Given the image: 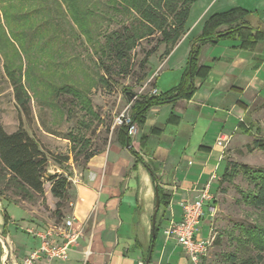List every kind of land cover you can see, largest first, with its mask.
Masks as SVG:
<instances>
[{
	"label": "rangeland",
	"instance_id": "374dc122",
	"mask_svg": "<svg viewBox=\"0 0 264 264\" xmlns=\"http://www.w3.org/2000/svg\"><path fill=\"white\" fill-rule=\"evenodd\" d=\"M68 1L0 0V127L8 133L20 125L31 131L50 157L43 178L44 194L30 200H24L16 182L0 170V202L8 228L18 242L29 239L23 229L31 219L43 225L69 217L74 180L77 183L83 179L86 158L101 153L115 139L114 123L119 116H130L131 104L123 89L130 87L134 94L148 95L156 79L158 89L168 92L175 77L168 67L180 63L191 49L190 39L182 42L171 62L158 69L166 56L165 45H160L149 63L143 64L146 52L158 46L157 36L141 41L128 61L119 60L112 50L111 37L123 33L135 17L115 13L110 0ZM213 17H245L254 28L264 30V0H197L189 9L186 27L195 35ZM232 46H240V42L222 39L209 54L218 59ZM238 48L246 52L245 57L252 59L258 53L259 64L264 61V42L252 49ZM221 70L219 66L216 72ZM245 76H255L263 84L252 87L255 95L250 91L242 96L244 105L237 108L245 112V122L236 118V112L227 128L230 134L238 127L225 150V160L237 168L231 172V181L217 184L213 244L200 264H242L247 260L264 264V208L256 209L246 199L260 185V176L264 177V150L253 147L256 140L264 143V65L258 73L250 68ZM14 82L30 100V115L16 103ZM234 98H238L236 92L230 100ZM224 166L226 162L220 176ZM61 174L69 177L70 188L68 199L57 213L51 182L53 176ZM210 219L206 216L199 227L203 239L210 237ZM249 229L262 233V246L248 240ZM164 230L161 239L166 238ZM258 255H262V261Z\"/></svg>",
	"mask_w": 264,
	"mask_h": 264
},
{
	"label": "crops",
	"instance_id": "0c3cea01",
	"mask_svg": "<svg viewBox=\"0 0 264 264\" xmlns=\"http://www.w3.org/2000/svg\"><path fill=\"white\" fill-rule=\"evenodd\" d=\"M203 28L195 35L187 29L170 54L159 60L162 64L158 69L164 63L169 64L179 45L190 39L191 49L185 57L168 67L175 77L167 91L180 85L193 42ZM238 47L223 50L217 59L209 54L214 46H202L199 66L208 71L204 77H196V90L191 98L150 109L144 122L137 124L138 132L130 135V149L118 143L115 133V139L104 151L87 160L83 179L77 183L74 180L69 213L75 228L81 229L83 235L71 248L67 261L42 259L39 264H143L154 237L156 187L160 186L171 197L166 209L160 207V232L170 222H180L181 203L197 199L207 185H211V193L215 195L217 181L223 176L219 170L224 162L227 164L225 150L238 130L235 126L232 133H227L231 118L238 112L236 118L245 122V112L237 108L244 105L242 96L250 91L255 95L252 87L263 84L255 76H245V71L251 68L258 73L264 61L259 64L258 53L252 59L245 57L246 52ZM219 66L223 70L216 72ZM154 90L157 96L164 93L158 89L156 79L148 95ZM234 92L238 98L230 100ZM207 210L208 207L206 213ZM206 216L210 218L209 214ZM63 218L43 225L31 219L23 230L33 239L18 242L8 228L9 221L0 202V262L7 256L8 248L9 262L21 263L41 246V240L30 235L28 229H44ZM207 225L208 239H203L198 228V236L203 240L212 239V217ZM160 232L153 247L152 264H194L176 240L161 239Z\"/></svg>",
	"mask_w": 264,
	"mask_h": 264
},
{
	"label": "trees",
	"instance_id": "16d2710c",
	"mask_svg": "<svg viewBox=\"0 0 264 264\" xmlns=\"http://www.w3.org/2000/svg\"><path fill=\"white\" fill-rule=\"evenodd\" d=\"M197 0H110L115 13L123 16L135 17L129 27H125L123 33L112 35L111 47L119 60L128 61L129 54L141 41L153 39L159 36L158 46L146 52L143 64H148L152 55L160 45H165V55H169L186 32L188 12ZM73 2V0L68 1ZM6 14V11H5ZM89 15V13H88ZM226 27L227 30L221 29ZM222 39H233L240 42L241 48L249 49L259 42H264V30L254 28L245 17H213L208 20L202 34L194 40L191 53L188 58L186 70L178 87L161 95L134 94L130 87H125L123 93L131 104L130 118L135 124H142L147 112L153 107L173 104L181 99H189L195 93V79L204 77L208 68L199 66V57L202 46L217 45ZM211 67H209V72ZM14 97L17 105L26 114L30 115V100L24 90L16 82L13 83ZM245 128V124L241 126ZM127 126L116 129L117 141L123 147L127 146ZM256 149L264 150V143L256 140L253 144ZM252 148V147H251ZM92 154L86 159L89 160ZM53 160L62 165L57 157ZM50 157L43 150L36 136L20 125L14 133H8L0 127V170L6 172L11 180H14L21 189L24 200L33 199V196L44 194V174L47 170ZM236 165L227 163L219 184L233 179V170ZM248 172V167L243 168ZM260 185H256L255 191L246 196L250 204L256 209L264 208V177L260 176ZM51 194L57 200L56 212L60 213L63 203L68 199L70 181L69 177L61 174L52 177ZM160 202L163 209L169 206L170 195L158 186ZM6 212V211H5ZM160 211L154 229L155 237L148 250H146L144 263H148L151 250L154 247L160 232ZM61 218V217H60ZM8 220V217H7ZM255 229H249L248 240L256 246H262L261 234H256ZM257 237V239H256ZM218 244V240L216 241ZM264 247L262 246V249ZM262 261V255L257 256ZM247 260L242 264H253Z\"/></svg>",
	"mask_w": 264,
	"mask_h": 264
},
{
	"label": "built area",
	"instance_id": "2783aa9c",
	"mask_svg": "<svg viewBox=\"0 0 264 264\" xmlns=\"http://www.w3.org/2000/svg\"><path fill=\"white\" fill-rule=\"evenodd\" d=\"M152 95H157V91L154 90ZM120 126H127L130 135H135L138 132V125L132 122L130 116L124 114L119 116L114 123V128ZM215 201V195L211 193V185H207L197 199L181 203L183 211L181 221L170 222L164 230L166 238L176 240L194 264H200L212 247L213 239H201L198 236V228L206 214L212 218L216 215ZM206 207H208L207 213ZM28 233L39 238L41 246L32 251L21 263L9 262L8 257L11 252L7 248V256L2 258L0 264H39L42 259L48 262L67 261L71 248L78 244L83 235L81 229L75 228L74 219L70 217L63 218L60 222L44 229L30 228Z\"/></svg>",
	"mask_w": 264,
	"mask_h": 264
},
{
	"label": "water",
	"instance_id": "95a60500",
	"mask_svg": "<svg viewBox=\"0 0 264 264\" xmlns=\"http://www.w3.org/2000/svg\"><path fill=\"white\" fill-rule=\"evenodd\" d=\"M127 148L130 149L131 148V142H130V132H129V128L127 130ZM160 207H161V202H160V194H159V189L158 187H156V209H155V212H154V216H153V228L155 229V226H156V222H157V216H158V213L160 211ZM153 236L155 237V232L153 231ZM152 254H153V248L151 250V253H150V256H149V259H148V263L151 262L152 260Z\"/></svg>",
	"mask_w": 264,
	"mask_h": 264
}]
</instances>
